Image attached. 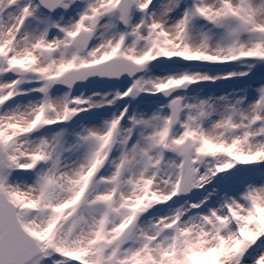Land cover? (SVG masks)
Segmentation results:
<instances>
[{"label": "snow or ice", "instance_id": "snow-or-ice-1", "mask_svg": "<svg viewBox=\"0 0 264 264\" xmlns=\"http://www.w3.org/2000/svg\"><path fill=\"white\" fill-rule=\"evenodd\" d=\"M0 264H264V0H0Z\"/></svg>", "mask_w": 264, "mask_h": 264}, {"label": "rangeland", "instance_id": "rangeland-1", "mask_svg": "<svg viewBox=\"0 0 264 264\" xmlns=\"http://www.w3.org/2000/svg\"><path fill=\"white\" fill-rule=\"evenodd\" d=\"M230 85H222L221 88H230Z\"/></svg>", "mask_w": 264, "mask_h": 264}]
</instances>
